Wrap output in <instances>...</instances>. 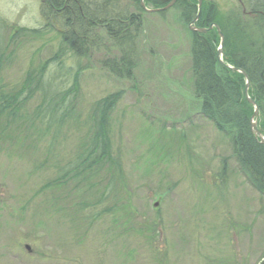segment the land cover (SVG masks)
<instances>
[{
  "label": "rangeland",
  "instance_id": "1",
  "mask_svg": "<svg viewBox=\"0 0 264 264\" xmlns=\"http://www.w3.org/2000/svg\"><path fill=\"white\" fill-rule=\"evenodd\" d=\"M209 1L222 30L241 25L252 63L264 12L252 10L254 0ZM70 9L0 0V97L21 93L22 102L17 116L0 114V264H260L264 192L201 113L192 19L180 6L146 12L139 0H78ZM110 17H127L124 26L111 21L119 49L104 29ZM228 46L238 55L235 39ZM35 77L47 93L25 92ZM112 94L103 113L99 103ZM56 97L72 111L51 118L42 106ZM93 114L113 167L72 176L65 171L90 148ZM257 116L259 125L264 107Z\"/></svg>",
  "mask_w": 264,
  "mask_h": 264
},
{
  "label": "trees",
  "instance_id": "2",
  "mask_svg": "<svg viewBox=\"0 0 264 264\" xmlns=\"http://www.w3.org/2000/svg\"><path fill=\"white\" fill-rule=\"evenodd\" d=\"M76 1L78 0H47L52 10L56 9V11L67 12L68 14L72 13L70 7H72L73 4L75 5ZM169 1L170 0H144L146 5L149 4L153 8L163 7ZM252 5L253 11L264 12V0H254ZM173 6H180L182 18L190 21L196 14L197 1L176 0ZM73 12H75L78 17L81 16L80 7H77ZM129 19L130 22H132V19ZM105 21L106 25L104 29L113 44L119 49L124 43V40L122 36L120 37L115 32L114 26L111 25L113 22L111 21H115L114 23L116 25L124 26L125 22H127V17L123 19L119 17H110ZM219 21L211 1H203L196 25L199 27H207L213 22L219 25ZM96 25H100V20L91 19L90 22H88V26L90 27ZM236 27L237 30L234 32H225L220 27L224 35L223 60L225 63L243 69L246 72L250 81L249 96L258 104L260 111L261 107H264V52L263 57H261L257 49L262 48L264 50V44L262 46L261 44L258 45V47L250 52L252 55V63L249 62L246 53L243 54L242 51L245 32L238 22H236ZM192 34L194 38L192 43L194 90L195 94L201 99V113L212 121L219 131L225 133L229 137L237 161L247 169L248 180L257 190L264 192V144H261L254 137L250 129L249 118L252 114L253 107L248 103L244 95V77L242 74L232 71L219 63L216 56L219 37L215 29L204 34ZM63 36L67 41L71 38V43L78 40L74 35L70 38L66 35ZM231 39H235L240 47V50L237 51L238 55L234 54L232 49L228 46V40L230 41ZM79 41L83 46H85L86 43L92 45L97 44L96 40L86 37H81ZM249 46L252 49L251 43ZM124 59H121V61L127 62V68H129L130 62ZM128 60L130 59L128 58ZM108 64H110L113 72L118 71V68L114 66L115 63L112 60H110ZM29 78L30 76H27L25 81ZM45 86L46 84L44 81L42 82L40 78L35 77L34 82L27 86L28 89H26L25 92L32 93L34 90H37L45 94L47 93ZM20 94L21 93H11L8 94V96L2 94L0 97V114L4 113L10 118L17 116L18 106L22 103L19 102L20 99H18ZM57 97L50 98L48 103L42 106L47 111V115H51V118L56 117L58 113L63 116L67 113L69 114V111H72V106L61 104L60 101L62 100H58ZM114 97L115 96L112 94L100 101L99 107L103 113H105L107 105H109V102L114 99ZM43 98L44 100L46 99L45 96H43ZM90 124V130L93 134V138L90 140V148L80 161L74 163V166L70 168L72 170L67 169L65 171L66 173H71L72 176L82 174L83 169L87 166H94L95 169H99L105 163L109 164V170L113 167V164L108 161L106 152L108 146L102 135L103 119H98V117L93 114V119ZM258 127L264 134L263 121L259 122Z\"/></svg>",
  "mask_w": 264,
  "mask_h": 264
},
{
  "label": "water",
  "instance_id": "3",
  "mask_svg": "<svg viewBox=\"0 0 264 264\" xmlns=\"http://www.w3.org/2000/svg\"><path fill=\"white\" fill-rule=\"evenodd\" d=\"M175 1L176 0H170V2L166 6L161 7V8H147L144 4V0H139V4L144 11L149 12V13H154V12H159V11H162V10H165V9L171 7ZM196 1H197L196 15L190 21V23L188 24V27L191 31L197 32V33H206L207 31L211 30L212 28H215V30L219 36V39H220L219 40V46L217 48V58H218L220 64L224 65L225 67H227L228 69H230L232 71L241 73L244 76V79H245L244 93H245V96L247 98V101L253 106V113L249 119L251 130H252L254 136L262 144H264V136L262 135V133L260 132V130L256 126V117L258 114V105L255 101L251 100L248 96L249 79L247 77V74L245 73V71L243 69L232 67V66L227 65L223 62V59H222L223 34H222L221 30L219 29V26L216 23H211L208 27H198V26L194 25L195 21L198 19L199 15H200L201 4H202L203 0H196ZM154 206H156V205H154ZM260 264H264V258L260 261Z\"/></svg>",
  "mask_w": 264,
  "mask_h": 264
}]
</instances>
